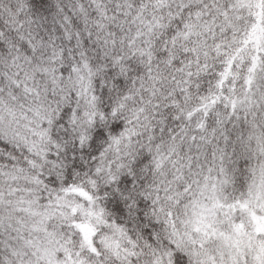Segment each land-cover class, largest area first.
Here are the masks:
<instances>
[{
  "label": "snow or ice",
  "instance_id": "obj_1",
  "mask_svg": "<svg viewBox=\"0 0 264 264\" xmlns=\"http://www.w3.org/2000/svg\"><path fill=\"white\" fill-rule=\"evenodd\" d=\"M0 264H264V0H0Z\"/></svg>",
  "mask_w": 264,
  "mask_h": 264
}]
</instances>
